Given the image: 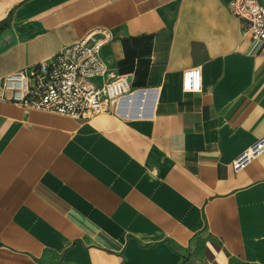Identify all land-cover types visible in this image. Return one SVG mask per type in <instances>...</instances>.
Wrapping results in <instances>:
<instances>
[{"label":"crops","instance_id":"1","mask_svg":"<svg viewBox=\"0 0 264 264\" xmlns=\"http://www.w3.org/2000/svg\"><path fill=\"white\" fill-rule=\"evenodd\" d=\"M230 2L0 0V264H264V154L232 166L264 136V42ZM95 27L141 89L118 114L11 101L4 77Z\"/></svg>","mask_w":264,"mask_h":264},{"label":"built area","instance_id":"2","mask_svg":"<svg viewBox=\"0 0 264 264\" xmlns=\"http://www.w3.org/2000/svg\"><path fill=\"white\" fill-rule=\"evenodd\" d=\"M231 13L247 23L246 31L264 42V5L260 0H231ZM111 41L107 28L95 27L37 66L4 77L1 85L14 92L11 101L23 108L91 120L101 114H118L124 100L132 101L141 89L133 88L126 74L111 68L102 49ZM185 92L203 89L200 66L182 73ZM264 154V136L232 162L238 172Z\"/></svg>","mask_w":264,"mask_h":264},{"label":"rangeland","instance_id":"3","mask_svg":"<svg viewBox=\"0 0 264 264\" xmlns=\"http://www.w3.org/2000/svg\"><path fill=\"white\" fill-rule=\"evenodd\" d=\"M29 110H33V109H29ZM191 264H206V263H204L201 258L196 257L191 260Z\"/></svg>","mask_w":264,"mask_h":264}]
</instances>
